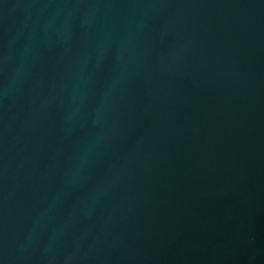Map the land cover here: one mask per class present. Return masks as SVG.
I'll use <instances>...</instances> for the list:
<instances>
[{
	"label": "water",
	"instance_id": "1",
	"mask_svg": "<svg viewBox=\"0 0 264 264\" xmlns=\"http://www.w3.org/2000/svg\"><path fill=\"white\" fill-rule=\"evenodd\" d=\"M0 264H264V0H0Z\"/></svg>",
	"mask_w": 264,
	"mask_h": 264
}]
</instances>
